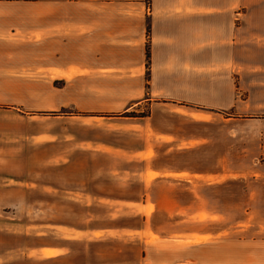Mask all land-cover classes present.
<instances>
[{"label":"crops","instance_id":"1","mask_svg":"<svg viewBox=\"0 0 264 264\" xmlns=\"http://www.w3.org/2000/svg\"><path fill=\"white\" fill-rule=\"evenodd\" d=\"M3 66L4 90L49 107L0 133L17 146L0 154L12 202L89 210L44 222L21 263L209 264L187 255L209 233L194 224L204 176L159 162L180 140L153 118L163 105L193 122L255 121L264 159V0H0ZM144 102L150 114L123 116Z\"/></svg>","mask_w":264,"mask_h":264},{"label":"rangeland","instance_id":"2","mask_svg":"<svg viewBox=\"0 0 264 264\" xmlns=\"http://www.w3.org/2000/svg\"><path fill=\"white\" fill-rule=\"evenodd\" d=\"M18 62L21 68L25 67V60ZM1 68L10 70L6 66ZM5 82L11 83L0 72V133L11 131L6 123L19 119L20 115L49 108L42 92L7 91ZM149 103H142L129 115L150 114ZM158 107L163 109L154 114L155 125L180 140V148L158 157L159 162L204 176L203 180L193 176L195 195L199 198L196 196L194 204V224L196 231L204 229L209 233L204 237L196 234L195 249H189L187 255L209 264H264V159L258 154L261 141L251 138L260 127L252 120L233 121L232 113L217 120L193 122L163 105ZM4 143L0 139V154L3 149L10 151L17 147L11 141ZM160 148L165 150L164 145ZM9 170L0 166V177ZM198 180L205 184L198 186ZM10 182L0 178V264H23L27 245L37 242L33 231H41L44 222L58 221L60 215L63 219L70 215V220L76 217L80 220L89 211L83 205L13 203L18 194L7 186ZM178 194L184 202L191 201L190 191L179 189ZM163 218L156 215L155 223ZM139 221L136 217L129 222ZM206 241L203 248L197 245Z\"/></svg>","mask_w":264,"mask_h":264},{"label":"trees","instance_id":"3","mask_svg":"<svg viewBox=\"0 0 264 264\" xmlns=\"http://www.w3.org/2000/svg\"><path fill=\"white\" fill-rule=\"evenodd\" d=\"M146 58H147V69H149V58H150V52H149V48L147 46L146 48ZM148 74V73H147ZM59 113H62V114H65V113H69V112H66L65 110H62L60 111ZM55 114V113H54ZM123 116H132V115H129V113H125ZM141 116H144V115H141Z\"/></svg>","mask_w":264,"mask_h":264}]
</instances>
